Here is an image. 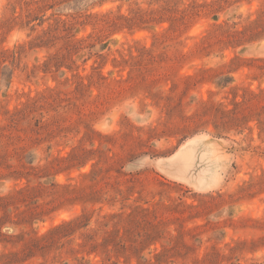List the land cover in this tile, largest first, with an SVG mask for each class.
<instances>
[{
	"label": "rangeland",
	"instance_id": "1",
	"mask_svg": "<svg viewBox=\"0 0 264 264\" xmlns=\"http://www.w3.org/2000/svg\"><path fill=\"white\" fill-rule=\"evenodd\" d=\"M0 264H264V0H0Z\"/></svg>",
	"mask_w": 264,
	"mask_h": 264
}]
</instances>
